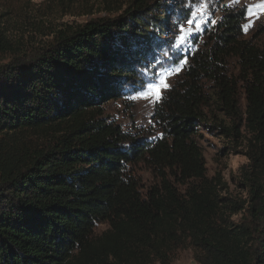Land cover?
Instances as JSON below:
<instances>
[{
  "label": "trees",
  "instance_id": "16d2710c",
  "mask_svg": "<svg viewBox=\"0 0 264 264\" xmlns=\"http://www.w3.org/2000/svg\"><path fill=\"white\" fill-rule=\"evenodd\" d=\"M182 1L130 0L27 53L0 31V264H172L185 249L198 264H264V49L243 36L245 8L195 42L154 106L158 136L103 116L147 85ZM202 131L243 142L245 200L207 177ZM139 164L156 185L143 190Z\"/></svg>",
  "mask_w": 264,
  "mask_h": 264
},
{
  "label": "rangeland",
  "instance_id": "374dc122",
  "mask_svg": "<svg viewBox=\"0 0 264 264\" xmlns=\"http://www.w3.org/2000/svg\"><path fill=\"white\" fill-rule=\"evenodd\" d=\"M129 1L0 0V31L9 49L19 54L27 53L48 45L56 33L66 28L74 29L90 21L119 16ZM182 2L185 4L173 17L172 33L166 36L170 43L168 49L159 64L152 70V75L147 81V83L160 84V96L184 74V67L188 62L186 57L196 50L195 42H198L205 30L214 26L215 23L212 21L216 22L220 18L223 9L245 8L247 15L243 26V36L259 49H264V13L261 12L264 0H185ZM186 20H191L193 23L189 25ZM198 25L202 27L196 31ZM181 26L184 28L183 32L180 31ZM189 32L192 34L189 35ZM181 36L187 37L183 43H181ZM7 53L0 54V57L7 60L10 57V51ZM228 71L234 77L237 75L238 68L234 60L229 61ZM158 74H163V76ZM161 80L169 87L163 88ZM205 88L208 93L211 92L209 85ZM143 92L144 89L130 98L107 103L104 106L103 116L132 134L158 136L159 131L154 125L152 115L154 106L159 100H155L152 96L145 98ZM239 99L242 101V95ZM212 111L216 113L215 110ZM214 113H208V116ZM218 115H216L218 120L223 118ZM209 118L211 117H208V123ZM200 136L207 177L219 176L227 186L228 197L237 201L245 200L247 192L239 185L242 181L241 168L247 164L243 142L232 145L225 138L205 131H202ZM134 173L143 190L158 183L154 172L144 165L139 164L135 167ZM233 220L238 222L240 215L234 216ZM106 229L108 226L99 225L95 234L98 235ZM172 264L198 263L194 260L193 252L185 249L173 256Z\"/></svg>",
  "mask_w": 264,
  "mask_h": 264
},
{
  "label": "snow or ice",
  "instance_id": "6c2138e0",
  "mask_svg": "<svg viewBox=\"0 0 264 264\" xmlns=\"http://www.w3.org/2000/svg\"><path fill=\"white\" fill-rule=\"evenodd\" d=\"M261 12L264 13V4L261 5ZM186 23L191 25L193 22L191 20H186ZM205 23H207V21ZM212 23H215V21L213 20ZM201 27H202V25L196 26V31H199ZM180 31L181 32L184 31L183 26H181ZM245 31H247V29H245ZM191 34H192V32H189V35H191ZM186 38L187 37H185V36H181L180 37L181 43H183L186 40ZM158 75L163 76V74H158ZM161 84L163 85V88H165V89L169 87V85L167 83H164L163 80H161ZM142 87H144L143 95L145 98L152 96L157 101L161 98V96H160V84H157L155 82H149V83H147L146 86H142Z\"/></svg>",
  "mask_w": 264,
  "mask_h": 264
}]
</instances>
